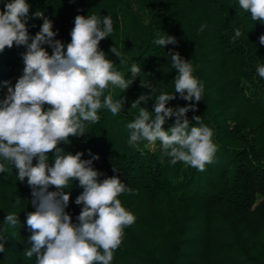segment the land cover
Returning a JSON list of instances; mask_svg holds the SVG:
<instances>
[{"label": "trees", "instance_id": "trees-1", "mask_svg": "<svg viewBox=\"0 0 264 264\" xmlns=\"http://www.w3.org/2000/svg\"><path fill=\"white\" fill-rule=\"evenodd\" d=\"M7 2L11 0H0V11ZM27 2L29 35L40 31L43 18L34 16L40 11L52 22L57 33L54 39L65 46L71 41L77 15L111 16L114 31L99 48L125 79L132 78V63L141 67L140 76L126 91L113 90L114 100L125 98L120 114L113 116L101 109L100 121L89 125L85 135L70 136L69 144L60 145L65 152H82L85 160L98 156L91 165L100 174L98 179L118 176L130 190L118 199L135 216V222L124 229L110 264H264V78L256 71L258 65H264V45L259 39L264 24L252 21L239 8L238 0ZM236 28L243 34L233 41ZM164 33L174 36L177 44L156 45L158 34ZM114 43L128 57L126 64H120L111 53ZM42 47L52 54L50 45ZM26 51V46L13 45L0 53V100L23 74L22 54ZM172 52L190 61L193 76L204 85L198 103L177 94L167 105L196 103L197 110H190L188 119L195 124L192 117L201 116L213 129L217 150L203 171L183 162L170 164L160 141L144 140L136 147L128 143L127 124L139 112V108H130L131 102L141 94L152 97L155 89L157 94L160 90L174 93L177 71L171 66ZM154 98L140 106L153 111ZM174 121L175 117L170 118L165 130ZM48 155L51 162L53 153ZM37 162L34 158L33 165ZM17 176L14 165L0 173V235L5 238L0 264H35V256L24 255L31 247L26 219L35 211L33 198L27 178L20 181ZM55 190L49 187V191ZM64 191L70 194L65 211L78 223L76 217L83 206L75 200L83 189L76 180ZM10 213L18 215L20 224L5 231L3 222Z\"/></svg>", "mask_w": 264, "mask_h": 264}, {"label": "clouds", "instance_id": "clouds-1", "mask_svg": "<svg viewBox=\"0 0 264 264\" xmlns=\"http://www.w3.org/2000/svg\"><path fill=\"white\" fill-rule=\"evenodd\" d=\"M238 4L252 21L264 24V0H238ZM29 11L27 0H11L0 11V53L13 45L27 48L22 54L23 74L14 88L8 87L6 98L0 100V173L14 165L17 179L27 178L35 208L27 214L26 224L32 234L31 247L24 255L35 256V264H110L122 243L124 229L135 222V216L118 199L130 190L118 176L98 179L100 174L91 167L98 156L85 160L82 152H65L60 145L69 144L70 136L85 135L89 125L100 121L101 109L113 116L120 114L125 98L114 100L113 90L118 87L126 91L140 76L141 67L132 63V78L125 79V74L116 70V63L99 48L100 42L114 31L111 16L77 15L71 41L65 46L54 39L57 33L52 30V22L40 11L34 16L43 18V24L35 36H30ZM242 34L236 28L232 40ZM259 39L264 45V35ZM154 43L164 47L177 44V40L164 33L158 34ZM44 44L52 47L51 55L42 47ZM110 51L120 64L127 63L128 57L115 43ZM169 55L171 66L177 71L174 93L160 90L157 94L155 89L152 97L141 94L131 102L130 108H139V112L127 124L128 143L136 147L144 140L160 141L170 164L183 162L203 171L217 150L213 129L202 122L201 116L192 117L195 124L188 119L186 114L197 110L196 103L175 108L167 105L177 94L185 101L198 103L204 85L193 76L189 60L179 52ZM256 71L264 78V65H258ZM153 97V111L140 106ZM172 117L174 123L165 130L163 126ZM49 153H53L51 162ZM34 158L38 161L35 165ZM76 180L83 191L75 203L83 207L76 217L78 223H73L65 211L70 194L64 190ZM50 186L56 190L49 191ZM3 223L6 231L20 224V220L17 214L10 213ZM4 240L0 235V252L5 250Z\"/></svg>", "mask_w": 264, "mask_h": 264}, {"label": "rangeland", "instance_id": "rangeland-1", "mask_svg": "<svg viewBox=\"0 0 264 264\" xmlns=\"http://www.w3.org/2000/svg\"><path fill=\"white\" fill-rule=\"evenodd\" d=\"M8 87H9V86H8ZM8 87L6 88L5 92H7ZM7 93H8V92H7Z\"/></svg>", "mask_w": 264, "mask_h": 264}]
</instances>
